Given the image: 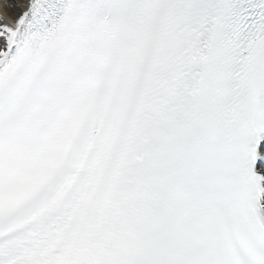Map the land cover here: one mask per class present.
Listing matches in <instances>:
<instances>
[{"label":"snow or ice","instance_id":"snow-or-ice-1","mask_svg":"<svg viewBox=\"0 0 264 264\" xmlns=\"http://www.w3.org/2000/svg\"><path fill=\"white\" fill-rule=\"evenodd\" d=\"M0 264H264V0H0Z\"/></svg>","mask_w":264,"mask_h":264}]
</instances>
